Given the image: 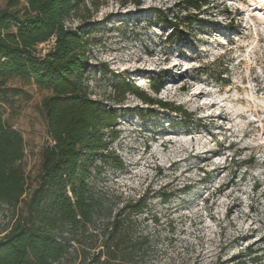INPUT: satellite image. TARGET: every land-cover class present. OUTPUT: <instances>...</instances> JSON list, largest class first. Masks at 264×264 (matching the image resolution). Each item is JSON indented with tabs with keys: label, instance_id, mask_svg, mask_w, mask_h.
<instances>
[{
	"label": "rangeland",
	"instance_id": "374dc122",
	"mask_svg": "<svg viewBox=\"0 0 264 264\" xmlns=\"http://www.w3.org/2000/svg\"><path fill=\"white\" fill-rule=\"evenodd\" d=\"M173 2L142 0L135 7L110 0L86 22L85 78L91 97L118 112L110 149L124 166L116 171L95 159L96 186L114 191L116 209L146 191L141 218L162 262L251 264L254 256L263 262L264 0H210L190 26L173 9L175 30L155 21ZM114 74L181 106L190 120L180 123L159 109L142 120L137 115L148 107L131 95L115 105ZM158 79L163 86L153 95L148 82ZM6 88L0 113L23 139L20 167L33 189L50 143L42 111L50 93L18 79ZM21 208L0 205V233Z\"/></svg>",
	"mask_w": 264,
	"mask_h": 264
},
{
	"label": "trees",
	"instance_id": "16d2710c",
	"mask_svg": "<svg viewBox=\"0 0 264 264\" xmlns=\"http://www.w3.org/2000/svg\"><path fill=\"white\" fill-rule=\"evenodd\" d=\"M108 1L7 0L0 7V92L6 93L9 80L18 79L50 93L42 101L50 143L42 150L33 189L20 167L23 139L0 113V205H22L11 226L0 233V264H170L159 260L158 248L143 226L146 191L116 209L114 191L95 183V159L98 165L124 169L110 149L118 112L91 97L85 78L90 67L86 22ZM116 1L135 7L142 3ZM209 3L174 0L164 9L166 16L159 13L155 21L175 30L172 11L178 9L190 26ZM73 20L77 26L67 27ZM51 39V49L38 50ZM162 86V79L148 82L153 95ZM110 88L115 105L129 95L145 104V114L137 115L142 120L152 118L155 109L177 115L180 123L191 118L181 106L154 98L127 78L114 74ZM251 264L264 261L254 256Z\"/></svg>",
	"mask_w": 264,
	"mask_h": 264
},
{
	"label": "built area",
	"instance_id": "2783aa9c",
	"mask_svg": "<svg viewBox=\"0 0 264 264\" xmlns=\"http://www.w3.org/2000/svg\"><path fill=\"white\" fill-rule=\"evenodd\" d=\"M66 26L69 27L68 24H66ZM53 43H54V39H51V40L48 41L47 43H45V44H43V45H40V46H41V47H47V50H48V49H51V48H52Z\"/></svg>",
	"mask_w": 264,
	"mask_h": 264
},
{
	"label": "bare ground",
	"instance_id": "6f19581e",
	"mask_svg": "<svg viewBox=\"0 0 264 264\" xmlns=\"http://www.w3.org/2000/svg\"><path fill=\"white\" fill-rule=\"evenodd\" d=\"M198 94V93H197ZM198 97V96H197Z\"/></svg>",
	"mask_w": 264,
	"mask_h": 264
}]
</instances>
